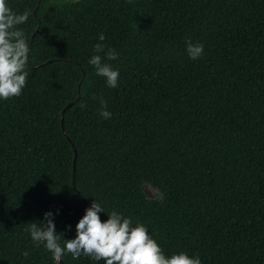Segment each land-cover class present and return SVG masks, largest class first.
<instances>
[{
  "label": "trees",
  "instance_id": "16d2710c",
  "mask_svg": "<svg viewBox=\"0 0 264 264\" xmlns=\"http://www.w3.org/2000/svg\"><path fill=\"white\" fill-rule=\"evenodd\" d=\"M6 4L31 12L18 26L30 72L25 96L0 100V264H57L26 224L52 212L74 239L93 200L102 222L113 210L139 221L165 256L264 264V0ZM96 54L119 69L116 88Z\"/></svg>",
  "mask_w": 264,
  "mask_h": 264
},
{
  "label": "clouds",
  "instance_id": "9594fccd",
  "mask_svg": "<svg viewBox=\"0 0 264 264\" xmlns=\"http://www.w3.org/2000/svg\"><path fill=\"white\" fill-rule=\"evenodd\" d=\"M30 15V11L17 14L7 6L6 0H0V100L25 96L22 89L27 87L30 72V47L23 29L18 26L27 23ZM99 39L104 40V36L101 34ZM94 52H104L103 46L96 44ZM186 52L191 60H197L203 54V45L193 44L189 39L186 41ZM105 57L110 61L117 60L119 53L109 48ZM102 61V56L96 54L91 56L88 63L94 67L96 75L105 78L108 87L116 88L119 69ZM70 104L72 102L68 103ZM100 104L99 115L110 119L111 113L107 111V104L102 98ZM79 107L85 108L86 104L81 101ZM99 213H104V208L101 203L93 200L76 224V235L71 240H64V233H56L52 212H45L42 221L27 223L25 231L30 234L34 244H43L57 264L65 254H70L74 260L82 255L91 257L103 264H201L199 256L189 257L184 252L165 256L158 243L148 234L147 228L139 221H133L113 210L107 215V220L102 222ZM70 227L67 226V229ZM23 255L27 257L29 253L24 252Z\"/></svg>",
  "mask_w": 264,
  "mask_h": 264
},
{
  "label": "water",
  "instance_id": "95a60500",
  "mask_svg": "<svg viewBox=\"0 0 264 264\" xmlns=\"http://www.w3.org/2000/svg\"><path fill=\"white\" fill-rule=\"evenodd\" d=\"M78 89H79V86H78ZM66 109V108H65ZM65 109H63V111L61 112V114H63V112L65 111ZM73 152H74V155H75V150H74V148H73ZM74 158H75V156H74ZM72 172H73V168H72ZM72 187L74 188V186H73V181H72ZM83 217V215L82 216H79V219L80 218H82ZM58 264H62V262L60 261V262H58Z\"/></svg>",
  "mask_w": 264,
  "mask_h": 264
},
{
  "label": "rangeland",
  "instance_id": "374dc122",
  "mask_svg": "<svg viewBox=\"0 0 264 264\" xmlns=\"http://www.w3.org/2000/svg\"><path fill=\"white\" fill-rule=\"evenodd\" d=\"M146 194L152 196L153 192H151L150 190H147Z\"/></svg>",
  "mask_w": 264,
  "mask_h": 264
}]
</instances>
